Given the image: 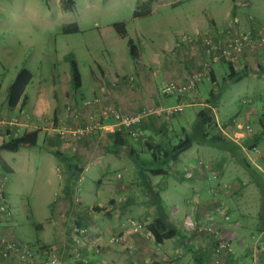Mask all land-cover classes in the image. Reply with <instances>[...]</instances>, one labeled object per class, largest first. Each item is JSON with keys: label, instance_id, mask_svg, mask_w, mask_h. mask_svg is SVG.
Wrapping results in <instances>:
<instances>
[{"label": "rangeland", "instance_id": "rangeland-1", "mask_svg": "<svg viewBox=\"0 0 264 264\" xmlns=\"http://www.w3.org/2000/svg\"><path fill=\"white\" fill-rule=\"evenodd\" d=\"M72 1L73 5L70 10L65 11L60 7L63 0H0V86L3 88L4 85L9 84L18 70L26 68L32 75L31 83L26 87V90L30 89L31 84L45 87L52 74L56 72L61 74L63 71L70 73V59H73L79 74L80 86L78 88L72 87L70 93L68 91L69 94L63 109L70 115L76 107L78 116L74 125H65L66 131L62 133L65 142L60 141L65 147L61 148L60 146V149L57 147V150L64 156L75 155L79 158L78 154L80 153H77L74 147L75 145L81 146L84 149L82 150V155H84L81 158L82 163H85L92 153L91 150H87L89 153L85 156L84 151L86 149L94 146V149L98 148V152H102L109 142L106 130L98 129L75 134L68 131L69 129L80 128L86 121L90 113V105H87L85 101L100 97L109 108L120 114L139 116V120L133 129L135 136L126 133L124 136L125 147L118 153L120 157L116 155L117 159L111 161V163L114 162L113 169L109 168L100 182L110 185L116 182L117 185L114 189L121 191L118 192L120 196H127L126 191L131 193L133 195L129 200L132 208L131 213L141 216L139 210L145 209V207H142L138 202L143 198L139 175L135 162L128 155L127 148L131 147L136 153V157L146 159L148 152L144 142L147 140L154 142L161 138V142L166 146L177 143L181 138L179 131L189 129L194 119L202 111L204 102L209 95L222 86L223 75L221 70L223 73L227 72L226 64L215 63L212 68L217 75L214 77L216 82L211 83L204 79L203 83L198 81L195 84V88L202 90V95L207 96L202 102L195 95L192 99L185 98V95L175 99L172 95L161 94L158 87L166 81L168 82L166 80L168 78L162 71L166 70L168 58H172L170 51L177 47L174 45V41L178 40L180 34L185 33L183 27H186L187 19L189 21L197 19L204 23L210 19L211 14L219 23L229 4L237 8L235 10L232 7L231 18L238 19V24L242 30H253L254 27L259 32L264 33V0ZM148 1L150 2L147 8L150 12L133 16L136 6L140 5V11H143L144 6L141 5ZM113 23H123L126 32L125 37L116 35L112 28ZM69 24H75L77 31L63 32L62 26ZM215 26L211 33L222 29L219 25ZM205 31L195 32L202 35ZM127 39L132 41L135 59L129 54ZM188 44H191L194 49L202 54V47L199 42ZM153 52H158L163 68L152 63L154 62L151 58ZM199 56L201 57L200 54ZM202 59L199 60L197 70L200 69ZM222 62L224 63V61ZM143 63L146 65L142 66ZM140 67L144 70L157 69L158 72L154 81L157 88L156 96L159 101L157 100L158 102L154 105L141 106L145 92L137 89L135 76L129 81V76L125 75L126 77L123 76L125 89L122 93L115 92V96L122 99L123 107L113 105L112 89L116 84V77L114 78V75L110 73L107 76L105 70H109V72L112 70H142ZM255 82L257 85L243 79L240 82L229 84L221 91L218 108H215L214 111L212 109V115L214 123L215 118L219 124L227 121L226 134L217 126H211L207 132L209 136L220 133L223 137L234 141L232 138L236 137V131L241 128L234 122V119L236 114L242 113V99H246L254 92L260 96L264 94V81ZM254 85H256L255 91L246 90ZM132 99L133 103L131 102V104L140 108L138 112L133 114H131L129 102ZM177 104H181L180 109L165 110ZM156 107L162 110L158 113L151 112ZM261 109L263 107L257 105L256 113H251L253 125H257L256 118L264 115ZM53 136H56V133L48 135L51 143L56 142ZM240 143L241 141H239ZM45 149L39 141L34 146L20 148L17 153L4 151L5 160L10 163L12 171H7L5 179L2 181L9 216L0 221V229L6 228L4 235L10 237L7 239L23 241L30 245L32 250L47 255L46 257L54 256L66 263L72 260L74 264H90L83 260V256L87 255L84 249L91 250L98 258L102 253L101 259H107L109 264L116 263L118 255L120 254L121 257L122 253H127L125 250L128 247L125 245L126 241L122 236L121 227L117 229L113 226V220L106 216V214H110L108 210L99 217L91 213L88 216L82 214L80 218H77L71 207V209L64 210L60 217L58 215L53 219L51 218L52 209L55 210L56 201L59 199L57 195L60 192V184L64 185V169L62 168L64 165L53 154H47ZM254 149L259 155L264 154V140ZM244 150L245 148L240 147L237 153L249 162ZM55 164L58 165L60 174L63 175L60 181L53 171ZM143 167L145 166L143 165ZM241 167L236 158L229 152L193 142L178 155L177 160L169 169L165 168L162 175L147 174V178L151 184L155 182L154 184L163 185V188L159 189H164L166 184L169 185L162 194L164 201L162 206L166 211L171 207L170 199L173 196L169 192L174 188V190H180L179 193H182L183 196L196 194L192 196V198L195 197L193 209L196 214L199 216L202 211L209 209L211 210L210 213L215 215V220L223 218V220L228 221L226 198L229 197L232 200L234 196L241 195L245 200L243 205L246 206L247 215L252 217V220L248 218L246 222L247 225H251L250 228L248 227L251 233L242 235L245 242L248 241L247 248L250 252L248 264H263L264 211H259V208L257 211V206L251 203V197L253 194L255 195L253 189L246 187L240 190L237 187L235 180L240 178L241 171L239 169H242L243 172ZM98 173L96 169L91 171V184H88V178L85 176L79 182L77 191H74L70 198L74 199V196H80L86 201H91L95 195L92 196L90 189L94 188L93 178H96ZM97 178L99 179L100 176L98 175ZM191 180H194L195 183L189 182ZM198 192L204 196L200 197ZM104 197L107 198L106 200L109 198L108 194H105ZM121 202L123 201L119 203ZM123 204L128 203L123 202ZM73 205L75 204L71 202V206ZM204 206H208V209L204 210ZM99 213L100 211L97 212V214ZM138 216L137 218L130 217L132 226H135L137 234H141L144 244L150 245L151 237L145 231L144 220ZM207 220H211V217H208ZM87 221H90V227L87 226ZM121 221L119 220V222ZM210 223L212 224V222ZM93 224H96L99 229ZM198 227L200 228L198 229ZM213 228L217 227H212L209 223L201 225L200 221H196L195 225L188 223L187 220L183 221V230L189 234L190 232L195 233L193 238L196 240V244L204 242L214 245L212 251L213 264H217V260L218 264H228L223 255L226 252L231 254L229 250L231 248L229 244L231 233L226 228L216 233ZM200 231H203V234H199ZM2 234L1 232L0 236ZM220 244L227 245L215 252V248ZM41 246L44 247L41 248ZM108 246L116 250L115 255L110 253L106 256L104 248H108ZM101 264L105 263L102 262Z\"/></svg>", "mask_w": 264, "mask_h": 264}, {"label": "crops", "instance_id": "crops-1", "mask_svg": "<svg viewBox=\"0 0 264 264\" xmlns=\"http://www.w3.org/2000/svg\"><path fill=\"white\" fill-rule=\"evenodd\" d=\"M232 7H234L235 10L237 9L235 6H230L229 4L227 7L228 9L224 13L223 18H221V21L219 23L214 19V17L211 14H210V19H207V22L204 23L197 19H193L191 21L187 19L185 23L186 27H183L185 33L193 34L195 31H200V30L203 31L208 30L209 32H211L212 28L216 27L215 25H219L221 26V28L227 27L232 21L231 20L232 19L231 16L233 13ZM175 42L176 40L174 41V45ZM170 52L172 54V58H168L166 70H163L162 72L164 73L165 77L168 78L166 80L175 81L177 83L178 82L184 83L189 79L191 74H193L195 70H197L198 64L200 62L199 60L202 59V54L201 52H198L196 49H194V47H192L191 44H187V43H182L181 45L177 46L176 49ZM199 54L201 55V57L199 56ZM151 58L154 60V62L152 63L155 66L158 65L163 68V64H160L161 61L158 52L156 53L153 52V56H151ZM139 60H140V55H139ZM230 63L234 68V71L239 73L245 72V75L237 82H240L243 79H247L248 81L254 83H256L255 81H259V80L264 81L262 74L258 70V65H260L261 67L264 66V53H259L257 52L256 49L247 46L245 50H243V52H241L238 55L237 60L235 62H230ZM220 64L225 65V61L224 63L221 61ZM145 65H146L145 63L142 64V66ZM140 69L142 70H112L111 72H109V70H105V74L107 76L113 74L114 78L116 77L115 78L116 84L112 89L113 105L123 107V102H121L122 99L119 98V96L116 97L115 92L118 91L117 93L120 92L122 93L123 90L125 89L123 84L125 82L123 80L124 79L123 76L125 75H128L130 77L135 76L134 79L136 78L135 82L138 87L137 89L145 92L143 100H141L142 101L141 106L142 105L150 106L151 104L154 105L159 101V99L156 96L157 88L155 86V81H154V77L158 72L157 69L144 70L142 67H140ZM221 74L224 77L226 72L223 73V71L221 70ZM214 77H217V75L215 74V70H213L212 68L210 72V79L209 80L205 79V80L214 83L216 82L214 80ZM249 78H251V80H249ZM205 80L203 79V81L201 82L199 81V83H203ZM48 81L49 82L45 87L44 86L41 87L40 85L34 86L31 84L30 89L27 91L26 87L30 85L31 83V79H30L29 83L24 88V94L26 95L25 103L23 105H20V103L17 102L13 107H8L6 101L7 88L12 81L9 84L4 85L3 88H1L0 86V158L5 162L6 166L8 167L7 171L9 172L12 171V167L8 161L6 162L4 151L17 153L20 151V148L23 147L24 149L26 147V146H20L16 150L10 149L8 148L7 145L9 140L15 139L21 136L23 133L36 131V142L40 141V143H42V145L46 148L45 151L47 152V154L52 155L54 151L61 153L59 150H57V147L58 149H60V146L61 148L65 147L63 143L60 142V141L65 142L64 136H62V133L66 131L64 127L67 124L69 125L75 124L76 118L78 116V113L75 110L77 108L75 107V109L70 113V115L64 112L63 109L64 103L66 102L67 99V95L70 93V90L72 89L70 73L63 71V73L59 74L58 72H56L53 74V76H50V78H48ZM95 83L97 82L95 81ZM256 85H254L250 89L247 88L246 90H250L251 92L255 91ZM255 94L257 95V92H254L251 95L247 96L246 99H242V103H243L242 113H239V115L236 114L235 116L234 122H236V124L239 125L241 128L240 130L236 131L235 133L236 137L232 139H234V141L238 144L239 141H241L242 143L245 139H251L254 135H257L260 132L258 119L261 115L258 118H256L257 125H253L254 122H252L253 120L251 113H256L257 105L259 107H263V109L261 110L262 113L264 112V94L261 96L257 95V97L254 99V97L256 96ZM194 95L201 102L207 98V96L205 97L202 95V90H199L197 88H195L192 94L189 93L185 94V98L192 99ZM174 98L177 99L178 97H174ZM132 101L133 99L129 100L130 108L132 110L131 114L138 112V110L140 109L138 106L134 107L131 104ZM219 102L220 101H218L217 105L213 108V111L215 108H218ZM89 110L91 112L94 110V108L90 106ZM214 121L216 123V126L224 134H226L225 131H226L227 121L223 122L222 124H219L216 118ZM77 129H69L68 131L72 133L74 130ZM53 133H56V136H53L54 139H56V142L51 143L48 135L50 136ZM57 135L59 136L57 137ZM154 139L156 138L154 137ZM263 140H264V135L261 136V141L258 143L257 146H259ZM93 147H90L89 149H86L84 151L85 156L89 153V151L87 150L92 151V153H90V158L85 163L81 162V158L82 156H84L82 155V150L84 149L81 146L75 145L74 147L77 150V153L78 152L80 153L78 154L79 155L78 160L80 159V170L78 172L77 179L73 183V192L77 191V186L79 185V182L82 181V179L85 176L88 178V184H91L92 183V179L90 178L91 171L96 169L99 172L97 176L99 175L100 178L98 179L97 176L96 178H93L94 188H91L90 190L92 191V196L95 195L94 198L91 199V201H86V199H83L80 196L78 197L74 196V199L73 198L68 199L63 192V186L61 183L60 192L57 195L59 199L57 201L55 200L56 201L55 210L52 209V213H51L52 219L58 215L60 217L64 212V210L66 211L68 208L71 209V207L77 218H80L82 214H84L83 216L85 215L88 216L91 213H93L94 215H98L99 217V215L104 214L105 211L108 210L110 214L108 215L106 214V216H109L110 219L113 220V226H115L117 229L121 227L123 231L122 236L126 241L125 245L126 247H128V249L125 250L127 253H122L121 257L119 254L118 261L113 264H213L212 251L214 245H212L211 243H204V242H202L201 244L200 243L196 244V240H194L193 238L195 233L190 232L189 234L183 230L184 220H187L188 223H194V225L196 221H200L201 225H207V223H209L210 225H212V227L215 226L217 227V228H213L216 233L217 231L221 232L224 228H226L231 233L230 242H229L231 246L230 248L231 254H229V252L224 253L223 257L225 258V262L228 264L249 263L248 257L250 256V252L249 249L247 248L248 241L246 240L245 242V240L242 238V235L251 233V231L248 230V227L250 228L251 225L250 226L247 225L246 222L248 218L252 220V217L247 215L248 211L246 209V206L243 205V202L245 200H243L241 195L234 196L232 200H230L229 197L226 198L227 200L226 205L228 207L227 210L228 221L223 220V218L215 220V215L210 213L211 210L208 209V206H204V210L206 209L208 210L202 211L199 216L196 214V212L193 209V207L195 206V205L193 206L195 197L192 198V196L196 194L183 196L182 193H179L180 190H174L173 188L172 191L169 192L173 196V198L170 199L171 207L167 211L166 209L163 208L167 215L168 220L173 226V231L163 232L158 237L154 238L145 229L146 233L151 237L150 245L148 244L145 245L141 234H137L136 232L137 230L135 226L134 227L132 226V222L130 220V217L137 218L138 216V214L131 213L132 208L129 200L131 197H133V195L128 191L125 192L127 193L126 194L127 196L118 195V192L121 191H117V189H114V187H116L117 185L116 182H114L113 185L100 182V179L104 178L109 168L113 169L114 162L111 163V161H115L118 156L120 157V155L110 153L106 147L104 148V151L102 150V152H98V148L94 149ZM241 148L243 149L244 147ZM252 149L253 148L251 149L245 148L244 151L247 155V159L249 160V164L253 168L259 170V172H261V181L264 185V178H263L264 154L261 153L259 156H256L253 153ZM0 171L3 172L2 169ZM7 171H4L3 173L0 172L1 189L3 188L2 181L3 179H5V173ZM53 171L57 175L58 180L60 181V179L63 178V175L60 174L58 165L55 164V166H53ZM239 171H241L239 178L240 180L239 179L235 180L237 187L240 190H243L246 187H250L251 190L253 189L255 191V195L254 194L252 195L251 203L257 206L256 208L257 211L258 208L259 211L260 210L264 211V207L263 209H261L262 198L257 187L255 186L254 181L248 175V173L244 171V169L243 172L242 169H239ZM189 182L195 183L194 180H191ZM154 183L151 185L153 187H157L158 193L161 198V202L163 203L164 201L162 194L163 192H165V190L169 185L166 184L164 189H159V188H163L162 187L163 185L161 184L158 185ZM222 183L223 185H225L223 181ZM111 187L113 188L111 189ZM2 191L5 194V191L3 189ZM198 193L200 194V192ZM105 194H108L109 196L108 200H106L107 198L104 197ZM142 195H143L142 200H139L138 202L142 207H145V209L141 208L139 210L141 216L139 215L138 217L143 218L144 226H145L146 223L150 222L156 216V210L155 207L149 202L148 198L144 195L143 192ZM199 196L203 197L204 195L200 194ZM120 201H123L124 203L127 202L128 204L125 205L123 204V202L119 203ZM71 202L72 204L74 203L76 206L75 205L71 206ZM103 202H105V204H102ZM98 211H100L99 214H97ZM208 217H211V220H207ZM119 220L122 221L119 222ZM208 221L212 222V224ZM87 222H88L87 226L90 227L89 225L90 221ZM93 226L96 227L97 225L93 224ZM96 228L99 229L98 226ZM199 228L200 227H198V229ZM5 230L6 228L2 227L0 229V233L1 232L3 233L2 236L4 238H10L4 235ZM199 234H203V231H200ZM210 244L212 245V247ZM104 249L106 250V256H108L110 253L111 254L114 253V255L116 254V250H113L111 246H108V248H104ZM84 252L87 255L86 256L84 255L85 257L83 256V260L88 261L90 264H101L102 262L105 264H109L107 259L105 260L101 259L102 253L99 255L98 258V256L96 254H93L91 250L84 249ZM216 263L218 264V260L216 261Z\"/></svg>", "mask_w": 264, "mask_h": 264}, {"label": "trees", "instance_id": "trees-1", "mask_svg": "<svg viewBox=\"0 0 264 264\" xmlns=\"http://www.w3.org/2000/svg\"><path fill=\"white\" fill-rule=\"evenodd\" d=\"M151 1V0H150ZM142 3L141 6H144V10L140 11V5L136 6L133 16H138L141 14H147L150 12L147 8L148 3ZM73 5L72 0H63L61 3L62 10H70ZM112 28L115 30L116 35L119 37H125V29L123 23H113ZM62 31L65 33L77 31L75 24H69L62 26ZM248 31V30H244ZM251 34L256 32V29L253 27L249 29ZM127 45L129 47L130 56L135 59L134 48L132 45L131 39H127ZM227 67L226 75L222 78V86L217 88L213 93H211L204 102L202 111L194 119L193 123L190 125L188 130L181 129L179 131L181 138L177 143L166 146L161 142V138L157 141H146L144 145L148 152V157L146 159L136 157V153L133 152L131 147L127 148L128 155L135 162V167L139 175V184L141 191L148 198L149 202L155 207L156 216L148 223L145 224V229L154 237H158L163 232L173 231V226L167 218V215L163 209L160 195L158 193L157 187H153L150 181L147 178V174L150 175H162L165 168H170L171 165L177 160L178 155L185 149H187L193 142H198L200 144L212 146L223 151L229 152L232 156L236 158L238 163L242 168L248 173L252 178L257 187L261 198L262 205L261 209L264 207V185L261 181V172L256 168H252L247 160L242 158L237 150L240 147L246 149L254 148L261 141V136L264 135V115H261L258 119L260 132L257 135H254L251 139H245L241 144H237L234 141L223 137L220 133H215L208 135V129L216 127V124L213 122L212 109L217 105L221 91L225 89L231 83L239 81L244 75L245 72H236L232 67L230 62H225ZM259 72L264 78V66H258ZM53 76V74L51 75ZM32 75L29 70L26 68H21L18 70L14 79L10 83L6 92V101L8 107H13L17 102L20 105H23L26 100V95L24 94V88L29 83ZM70 78L73 88H78L80 86L79 74L76 68L75 61L70 59ZM136 126V123L134 124ZM133 126V127H134ZM128 132L124 128L114 129L112 131H107L108 145L106 148L112 154H118L123 147H125V138L124 136ZM129 135V134H128ZM36 143V131L23 133L21 136L9 140L7 145L8 148L16 150L20 146L31 147ZM55 157L59 158L64 169V185L63 192L65 196L70 199V196L73 192V183L77 179L78 172L80 170V163L76 156L69 155L64 156L62 153L53 152ZM143 165L145 167H143ZM0 166L3 171H7L8 167L5 162L0 158ZM77 224V223H76ZM44 246H41V248ZM40 249V248H39ZM38 249V250H39ZM47 249V248H46ZM42 250V249H40ZM47 255H45L46 257Z\"/></svg>", "mask_w": 264, "mask_h": 264}, {"label": "built area", "instance_id": "built-area-1", "mask_svg": "<svg viewBox=\"0 0 264 264\" xmlns=\"http://www.w3.org/2000/svg\"><path fill=\"white\" fill-rule=\"evenodd\" d=\"M204 34L198 35L182 33L178 36L175 45L182 43L199 42L202 47L203 59L200 63V69L184 83H176L168 81L160 85L159 90L163 95H172L174 97H183L185 94H192L195 90V84L203 79H210V72L215 63L235 62L238 55L245 50L247 46L256 49L257 52H264V33L256 29L254 34L250 31H244L240 28L237 18H232L231 23L226 27L215 31L214 33L205 31ZM132 77L129 76V81ZM87 105L94 108L83 123V126L74 130L75 133H86L95 129L114 130L124 128L129 135H134V124L139 120V116H127L118 113L109 108L99 97L85 101ZM181 104L171 106L166 111L180 109ZM162 109L156 108L151 112L158 113ZM137 135V134H136ZM135 136V135H134ZM253 153L258 156L256 149H252ZM264 178V174H263ZM9 216L8 207L6 205V196L0 187V221L5 220ZM227 245V244H226ZM226 245L220 244L215 248L218 252L220 248ZM229 249V248H228ZM230 250V249H229ZM0 264H74L72 260L68 263L60 261L56 257H45L40 252L32 250L31 246L23 241H13L4 237H0ZM264 264V260H263Z\"/></svg>", "mask_w": 264, "mask_h": 264}]
</instances>
